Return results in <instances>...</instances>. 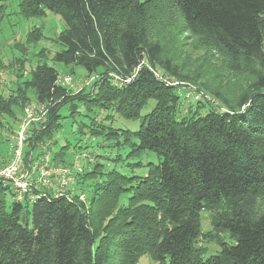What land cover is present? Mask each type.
Wrapping results in <instances>:
<instances>
[{
    "label": "trees",
    "instance_id": "obj_1",
    "mask_svg": "<svg viewBox=\"0 0 264 264\" xmlns=\"http://www.w3.org/2000/svg\"><path fill=\"white\" fill-rule=\"evenodd\" d=\"M6 1L0 0V11ZM156 1L161 0L20 1L24 18L51 12L64 20L67 28L57 41L62 50L54 61L95 77L76 92L60 85L56 68L39 63L29 80L18 82L8 96L0 93L2 131L3 119L14 118L16 109L33 102L49 105L44 121L30 129L32 148L24 150V164L61 127V109L70 105L74 118L78 104L142 119L136 132L113 130L106 136L131 146V155L150 151L160 162L149 164L143 177L111 172L89 200L38 189L20 202L0 178V264H109L116 252L122 256L117 264H137L145 254L156 264H264V0H168L187 28L207 37L235 68L253 65L258 73L237 110L224 105L183 118H178V86L155 73L182 78L152 34ZM114 76L135 77L122 83ZM217 99L227 103L219 94ZM150 101L154 108L141 117ZM64 149L51 161L63 162ZM96 174L78 175L76 186ZM128 193V204L118 207ZM216 210L213 226L234 243L220 241L221 251L205 259L197 247L205 236L201 214ZM106 220L101 235L98 227Z\"/></svg>",
    "mask_w": 264,
    "mask_h": 264
},
{
    "label": "rangeland",
    "instance_id": "obj_2",
    "mask_svg": "<svg viewBox=\"0 0 264 264\" xmlns=\"http://www.w3.org/2000/svg\"><path fill=\"white\" fill-rule=\"evenodd\" d=\"M20 1L7 0L2 4L5 11H0V67L11 66L7 69L0 68L1 78L6 81L0 93L8 96L17 88L18 82L23 84L29 80L30 72L39 63H47L56 68L61 77L71 76L76 85L84 82L88 78L84 68L75 65L65 66L54 61V55L62 50L57 41L59 35L67 28L64 20L51 12H47L42 18H24L20 14ZM153 4L152 34L162 42L165 56L174 59L182 75L179 79L168 76L172 82L176 83V87L178 86L176 93L181 98L178 118L205 116L210 110L218 107L225 109V106H231L237 110L239 98L258 78V73H255L257 68L253 65L242 66L241 70L235 68L230 60L213 49L207 37L192 33L187 28L168 0L156 1ZM28 34L29 38H27ZM13 68L15 74L12 73ZM17 72L19 74L16 75ZM60 85L69 88V85L62 82ZM75 88L77 86L74 90ZM217 94L228 104L218 100ZM155 103L150 101L142 110L141 117L149 114ZM78 107L79 114L75 112L74 118L71 117L70 105L61 109L60 115L63 118L60 122L61 127L54 133L51 140L49 139L43 145L40 143L42 146L37 149L34 157L29 155L28 161L32 159V162L24 164L22 176H25L28 171H35L33 179L35 182L46 154H50L53 160L61 149L68 147V150L64 149L66 153L64 161L55 160L52 163L55 166L69 165L79 159L83 173L96 171V178L79 186L75 183L64 191V193L70 192L72 196L86 195L89 200V195H94V188L107 181V175L111 172L115 171L127 177H143L149 171V164L157 165L160 162V158L150 151L131 155L133 152L131 146H118L117 139H108L106 136L113 130L136 132L142 125V119L128 120L113 110L100 111L98 108L88 110L80 104ZM23 115L21 108L16 109L14 118L3 119L5 128L3 131L0 129V167L6 166L12 158L10 155L13 145L12 137L20 130ZM30 131L27 135L28 139ZM27 142L25 152H30L32 146L29 144L30 141ZM135 142L137 143L138 140ZM37 163L39 165L35 167ZM50 183L49 187L39 185L33 190L40 189L48 193H56L60 188L57 181L52 179ZM129 197L131 194H124L116 205L120 208L126 206ZM218 212L216 210L201 214L202 230L205 236L197 243V247L202 249L205 259L221 251L220 241L229 245L234 243L229 233L218 231L213 226V220L219 214ZM103 223L98 227L101 235H104L102 228L107 225L108 220ZM121 258L120 253H113L109 264H117ZM137 264L156 263L149 254H145Z\"/></svg>",
    "mask_w": 264,
    "mask_h": 264
},
{
    "label": "built area",
    "instance_id": "obj_3",
    "mask_svg": "<svg viewBox=\"0 0 264 264\" xmlns=\"http://www.w3.org/2000/svg\"><path fill=\"white\" fill-rule=\"evenodd\" d=\"M156 76L166 82L170 86H176L175 82H172L168 77L162 75L159 72H155ZM0 74V89L6 82L4 78H1ZM135 76L122 80L118 76H114L115 80L122 83H129L133 80ZM95 77H88L84 82L80 84H75L71 76H63L60 78V82L65 85H69L70 89L76 92H80L85 86H89ZM23 120L21 122L20 130L16 132L13 137V145L11 151V160L6 166L0 167V178L13 189L16 199L18 201H23L27 194H30L33 189H37L39 185L41 186H51V180L57 181L60 187L57 191L58 195L64 194L65 189L76 183L77 176L83 173V169L79 165V159H76L71 165L55 166L51 161L50 154H46L42 160L41 168L39 170V175L37 180L34 182V172L28 171L25 176L21 175L24 168V150L27 142V135L29 130L37 124H40L49 114V105L43 103L33 102L27 105L23 111ZM39 163L35 165L38 166ZM34 197L31 200L34 201Z\"/></svg>",
    "mask_w": 264,
    "mask_h": 264
}]
</instances>
